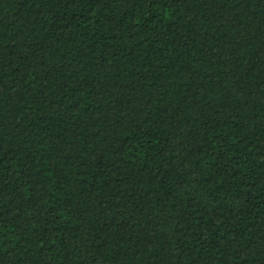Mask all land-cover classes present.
Instances as JSON below:
<instances>
[{"label":"trees","instance_id":"16d2710c","mask_svg":"<svg viewBox=\"0 0 264 264\" xmlns=\"http://www.w3.org/2000/svg\"><path fill=\"white\" fill-rule=\"evenodd\" d=\"M0 264H264V0H0Z\"/></svg>","mask_w":264,"mask_h":264}]
</instances>
